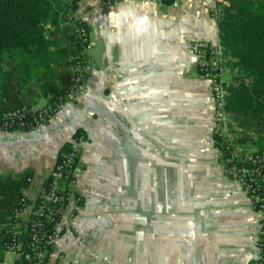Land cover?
Returning a JSON list of instances; mask_svg holds the SVG:
<instances>
[{
  "label": "crops",
  "instance_id": "0c3cea01",
  "mask_svg": "<svg viewBox=\"0 0 264 264\" xmlns=\"http://www.w3.org/2000/svg\"><path fill=\"white\" fill-rule=\"evenodd\" d=\"M214 7L81 0L78 15L89 24L100 13L108 26L115 14V43L94 64L87 54L88 79L46 124L0 129V174L32 169L30 202L62 145L83 132V202L59 224L61 264H250L262 256V214L226 172L210 86L197 75L194 44H219Z\"/></svg>",
  "mask_w": 264,
  "mask_h": 264
},
{
  "label": "trees",
  "instance_id": "16d2710c",
  "mask_svg": "<svg viewBox=\"0 0 264 264\" xmlns=\"http://www.w3.org/2000/svg\"><path fill=\"white\" fill-rule=\"evenodd\" d=\"M80 1L0 0V129H17L2 127L4 112L40 101L54 105L67 94L78 74L82 76L80 86L88 79L91 26L78 15ZM100 1L109 5L120 0ZM160 1L168 5L175 0ZM211 14L217 23L223 73L229 75L224 79L222 74L231 142L264 153V0H215ZM74 135L83 132L77 129ZM213 139L220 159L229 164L226 158L232 148L218 134L213 133ZM71 148L68 141L61 150ZM234 161L242 163L238 158ZM32 176V169L0 174V264H4L14 233L19 231L20 238L26 234V223L16 215ZM257 192L264 196V185ZM258 245L264 256V234Z\"/></svg>",
  "mask_w": 264,
  "mask_h": 264
},
{
  "label": "built area",
  "instance_id": "2783aa9c",
  "mask_svg": "<svg viewBox=\"0 0 264 264\" xmlns=\"http://www.w3.org/2000/svg\"><path fill=\"white\" fill-rule=\"evenodd\" d=\"M194 50L198 61L197 75L210 86L213 100V133L222 136L232 148L230 157L226 158L229 164L224 162L226 172L241 184L254 209L262 214L264 222V196L257 192L261 184L264 185V153L239 145L233 146L231 142L232 135L226 127L224 112L225 81L222 77L223 60L220 57L219 45L198 42L194 44ZM77 70L83 71L80 66ZM81 78L78 74L67 94L59 97L58 103L54 105L23 106L4 112L2 127L30 130L46 124L66 103L76 97L81 87ZM83 141L84 135H74L71 140L72 148L59 151L49 176L31 203H27L26 190L23 191V207L16 216L26 223V234L23 238L17 236L19 231L13 235L9 250L16 254L17 261H14V264H61L65 259V255L56 250L55 242L60 235L59 224L74 219L83 202V196L77 188L78 178L84 172L79 160V146ZM235 158L240 159L242 163L238 164L234 161ZM243 162H251L254 165L247 166ZM250 264H264V256Z\"/></svg>",
  "mask_w": 264,
  "mask_h": 264
},
{
  "label": "rangeland",
  "instance_id": "374dc122",
  "mask_svg": "<svg viewBox=\"0 0 264 264\" xmlns=\"http://www.w3.org/2000/svg\"><path fill=\"white\" fill-rule=\"evenodd\" d=\"M100 2V0H99ZM81 12V14H80ZM79 14L82 18H85L83 15L85 14L84 5L81 6V10H79ZM91 24V32L89 35V40L92 42V45L89 44L87 48L88 60L91 63H96L100 61L101 55L104 52L106 45L113 41H116V19L115 14L113 16H109V25L106 26V19L104 20L102 14L97 13L94 16L89 17L88 19ZM87 70L89 72V65L87 66ZM225 75V72L223 73ZM80 89V88H79ZM220 152V151H219ZM221 154V153H219ZM16 258V254L8 250L5 253V258L7 262H12Z\"/></svg>",
  "mask_w": 264,
  "mask_h": 264
}]
</instances>
